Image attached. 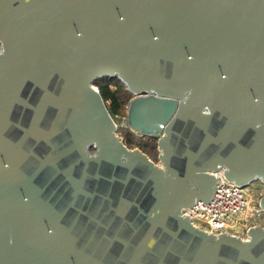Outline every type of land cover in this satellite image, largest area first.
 <instances>
[{"label": "water", "instance_id": "95a60500", "mask_svg": "<svg viewBox=\"0 0 264 264\" xmlns=\"http://www.w3.org/2000/svg\"><path fill=\"white\" fill-rule=\"evenodd\" d=\"M219 169L264 181V0H0V264H264V227L182 214Z\"/></svg>", "mask_w": 264, "mask_h": 264}, {"label": "built area", "instance_id": "2783aa9c", "mask_svg": "<svg viewBox=\"0 0 264 264\" xmlns=\"http://www.w3.org/2000/svg\"><path fill=\"white\" fill-rule=\"evenodd\" d=\"M213 175L216 183L210 200L198 204L195 201L190 207H183L182 214L188 217L191 222L199 220L202 226L196 225L194 222L193 224L207 232L227 233L241 237L238 233V224L246 219L250 209L246 187L223 178V169L215 171ZM263 210L260 206L256 211L259 213Z\"/></svg>", "mask_w": 264, "mask_h": 264}, {"label": "rangeland", "instance_id": "374dc122", "mask_svg": "<svg viewBox=\"0 0 264 264\" xmlns=\"http://www.w3.org/2000/svg\"><path fill=\"white\" fill-rule=\"evenodd\" d=\"M116 77V76H113ZM117 78V77H116ZM119 81V80H118ZM121 85V82L119 81ZM94 85V84H93ZM95 86V85H94ZM96 87V86H95ZM116 86L111 84V89ZM136 94L130 92L128 89L122 88L119 91L120 101L122 102L120 111L115 115L111 116L115 123L114 134L119 138V140L124 143L127 150H139L144 153L155 165L160 167L159 161L155 158L154 153H159V149H154V142L157 140L158 134L155 136L151 135H139L134 131L130 130L127 122V104L126 98H134ZM110 114V113H109ZM129 131L131 134L130 143L126 142V132ZM246 193L249 203V212L246 219L238 224V233L241 237H246L245 229L250 226H261L264 227V210L257 213V202L263 197L264 192V181L260 178H254L249 181L246 185ZM196 225L202 226L199 220H193Z\"/></svg>", "mask_w": 264, "mask_h": 264}, {"label": "trees", "instance_id": "16d2710c", "mask_svg": "<svg viewBox=\"0 0 264 264\" xmlns=\"http://www.w3.org/2000/svg\"><path fill=\"white\" fill-rule=\"evenodd\" d=\"M93 84L96 86L98 92L100 93L108 112L111 116H115L121 108L122 102L120 101L119 91L121 85L116 77L109 78L103 76L101 78L95 79ZM111 84H114L116 87L111 89ZM131 134L129 131L126 132V142L130 143Z\"/></svg>", "mask_w": 264, "mask_h": 264}, {"label": "bare ground", "instance_id": "6f19581e", "mask_svg": "<svg viewBox=\"0 0 264 264\" xmlns=\"http://www.w3.org/2000/svg\"><path fill=\"white\" fill-rule=\"evenodd\" d=\"M95 88V87H94Z\"/></svg>", "mask_w": 264, "mask_h": 264}]
</instances>
